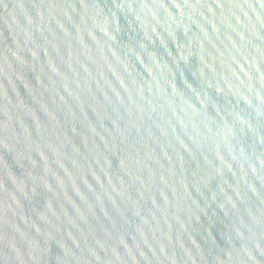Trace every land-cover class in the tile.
<instances>
[{"label": "water", "instance_id": "obj_1", "mask_svg": "<svg viewBox=\"0 0 264 264\" xmlns=\"http://www.w3.org/2000/svg\"><path fill=\"white\" fill-rule=\"evenodd\" d=\"M0 264H264V0H0Z\"/></svg>", "mask_w": 264, "mask_h": 264}]
</instances>
